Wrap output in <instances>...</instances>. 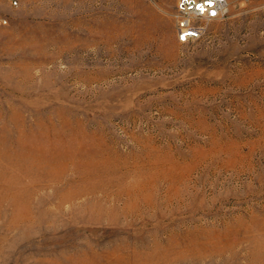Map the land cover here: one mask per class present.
I'll list each match as a JSON object with an SVG mask.
<instances>
[{"label": "rangeland", "instance_id": "obj_1", "mask_svg": "<svg viewBox=\"0 0 264 264\" xmlns=\"http://www.w3.org/2000/svg\"><path fill=\"white\" fill-rule=\"evenodd\" d=\"M177 2L0 0V264H264V0Z\"/></svg>", "mask_w": 264, "mask_h": 264}, {"label": "built area", "instance_id": "obj_2", "mask_svg": "<svg viewBox=\"0 0 264 264\" xmlns=\"http://www.w3.org/2000/svg\"><path fill=\"white\" fill-rule=\"evenodd\" d=\"M12 7H18L21 0H7ZM228 8V0H178L176 34L183 44L195 42L203 37L208 22L221 19ZM9 24V18L0 9V26Z\"/></svg>", "mask_w": 264, "mask_h": 264}]
</instances>
